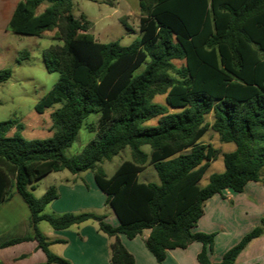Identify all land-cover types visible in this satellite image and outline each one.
Returning a JSON list of instances; mask_svg holds the SVG:
<instances>
[{"label":"trees","instance_id":"1","mask_svg":"<svg viewBox=\"0 0 264 264\" xmlns=\"http://www.w3.org/2000/svg\"><path fill=\"white\" fill-rule=\"evenodd\" d=\"M138 6L139 37L121 45L97 41L89 21L74 16L73 0L16 4L8 30L31 36L54 31L53 38L62 41L42 52L46 70L59 76L34 109L42 113L59 106L50 113L52 132L46 138L25 139L16 119L0 121V202L13 188L29 209L30 228L26 236L1 246L35 240L46 257L41 264H71L49 249L38 222L65 229L93 219L111 238V264L134 263L118 234L133 238L143 229H149L145 245L158 264L167 250L193 241L202 244L199 264H234L238 252L262 232L253 228L212 263L206 247L212 249L213 234L191 228L211 195L223 188L241 192L249 181L264 182V0H138ZM11 72L1 69L0 83ZM156 95H164L165 104L154 101ZM152 118L156 125H144ZM208 127L235 149L222 153L223 171L210 174L200 186L219 153L198 142ZM81 129L90 138L68 156L67 149L81 143ZM143 145L149 146L148 153ZM114 156V171L106 176L100 163ZM147 165L155 170L157 183L139 178ZM62 170L91 171L118 225L91 212H44L57 190L50 186L36 197L34 182Z\"/></svg>","mask_w":264,"mask_h":264},{"label":"crops","instance_id":"2","mask_svg":"<svg viewBox=\"0 0 264 264\" xmlns=\"http://www.w3.org/2000/svg\"><path fill=\"white\" fill-rule=\"evenodd\" d=\"M18 1L0 0V70L7 68L10 58L16 64H20L17 62L16 56L12 57L11 53L7 52L5 46V41L11 34V31L7 29V23ZM169 110L176 109L169 107ZM208 129L211 128L208 127ZM198 142L200 141L198 140ZM222 153L224 152L219 151L217 157H222ZM114 162L111 165L112 173ZM152 168V165H147L139 173V178L145 182L157 183L158 181H155L157 175ZM63 171L65 170L57 172ZM222 171L223 168L213 173ZM67 172L60 176H53L50 185L46 187L47 189L54 186L57 190V197L51 200L43 211L53 215L65 212H91L95 215H103L107 223L117 226V217L110 206L106 204V195L95 184L93 174L86 171ZM261 176L264 177L262 170ZM40 222H38V228L49 242V249L55 246V250L58 251L55 254L66 258L71 264H111L109 260L111 238L98 230L97 221L90 219L65 229L49 227L43 228V230L40 229ZM255 227H261L262 232L252 238L238 252L234 264H264V182L249 181L241 192L223 188L219 193L208 197L204 202L202 215L191 230L213 234L212 249L209 250L206 247V251L210 262L217 263L225 251ZM29 230V209L21 196L11 188L10 196L0 202L1 263L41 264L45 262V254L38 248L35 240L1 246V243L9 239L26 236ZM148 234L149 229H143L141 234L133 238H128L123 233L118 234L120 242L133 256V264H158L152 253L146 248L145 239ZM201 249L202 244L199 241H193L184 248L169 249L161 264H199L197 254Z\"/></svg>","mask_w":264,"mask_h":264},{"label":"rangeland","instance_id":"3","mask_svg":"<svg viewBox=\"0 0 264 264\" xmlns=\"http://www.w3.org/2000/svg\"><path fill=\"white\" fill-rule=\"evenodd\" d=\"M43 6L40 7L42 9ZM74 16L79 18L81 15L89 21V32L99 42H110L117 40L121 45H129L133 40L139 37L138 21L140 16L138 0H73ZM53 32L49 31L42 36H31L11 32L5 41L7 52L12 57L16 56L20 64H16L10 58L7 68L12 70L11 76L0 84V121L7 119H16L23 127L19 134L25 139L46 138L51 135L52 121L50 113L59 106L54 104L38 113L34 109L35 103L52 87L58 79L57 72L46 70L42 52L45 48L53 44H61L62 41L53 38ZM28 52L27 55H23ZM182 61H175L179 65ZM143 66L137 69L140 72ZM154 101L164 103V95H156ZM206 121L212 122V115H206ZM157 118H152L144 122V125H156ZM12 132L10 131L9 134ZM80 145L73 144L67 149V155L73 156L78 153L89 140L90 136L84 129L80 131ZM200 142L209 143L218 151L229 152L235 149L233 142H221L218 134L208 129L199 139ZM142 149L149 152V146L143 145ZM112 159L101 161L105 174L109 176L112 173ZM222 157H217L206 168L199 184H205L208 176L213 172L222 170ZM153 169V168H152ZM155 170L153 169V172ZM86 172H91L86 170ZM264 173V167L262 168ZM68 173L53 172L48 176H43L35 180V188L32 190L34 196H41L46 187L50 185L53 176H60ZM92 173V172H91ZM155 173V172H154ZM155 181H158L156 176ZM46 221L40 222V229L49 228ZM53 253L55 246L50 247Z\"/></svg>","mask_w":264,"mask_h":264}]
</instances>
